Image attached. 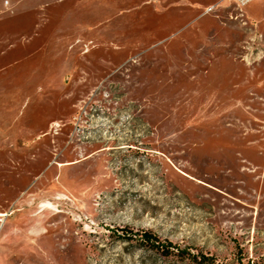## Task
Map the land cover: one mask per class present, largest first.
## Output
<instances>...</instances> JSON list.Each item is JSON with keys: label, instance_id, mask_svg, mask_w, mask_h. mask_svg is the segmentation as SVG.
<instances>
[{"label": "rangeland", "instance_id": "obj_1", "mask_svg": "<svg viewBox=\"0 0 264 264\" xmlns=\"http://www.w3.org/2000/svg\"><path fill=\"white\" fill-rule=\"evenodd\" d=\"M0 264H264V0H0Z\"/></svg>", "mask_w": 264, "mask_h": 264}, {"label": "trees", "instance_id": "obj_2", "mask_svg": "<svg viewBox=\"0 0 264 264\" xmlns=\"http://www.w3.org/2000/svg\"><path fill=\"white\" fill-rule=\"evenodd\" d=\"M141 237L143 241L150 243L153 247L162 248L165 254L174 253L172 248H176L178 249L177 253L181 255H183L184 253H187L189 257L197 258L196 256H193L192 254H190L188 250L180 249L176 244H174L171 241H168L167 243H162L160 240H157L156 236H154V234L149 230H143L141 232ZM156 240L158 241V243L156 242ZM201 257H202L201 262L211 259L209 256H205L203 254L201 255Z\"/></svg>", "mask_w": 264, "mask_h": 264}, {"label": "built area", "instance_id": "obj_3", "mask_svg": "<svg viewBox=\"0 0 264 264\" xmlns=\"http://www.w3.org/2000/svg\"><path fill=\"white\" fill-rule=\"evenodd\" d=\"M237 4L239 5H245L248 2H250L251 0H234Z\"/></svg>", "mask_w": 264, "mask_h": 264}]
</instances>
